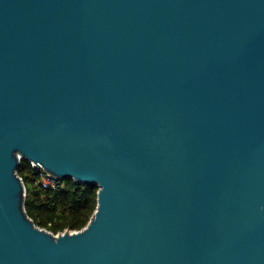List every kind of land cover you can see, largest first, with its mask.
<instances>
[{"label": "water", "instance_id": "water-1", "mask_svg": "<svg viewBox=\"0 0 264 264\" xmlns=\"http://www.w3.org/2000/svg\"><path fill=\"white\" fill-rule=\"evenodd\" d=\"M22 159L98 187L85 226ZM0 264H264V0H0Z\"/></svg>", "mask_w": 264, "mask_h": 264}, {"label": "trees", "instance_id": "trees-1", "mask_svg": "<svg viewBox=\"0 0 264 264\" xmlns=\"http://www.w3.org/2000/svg\"><path fill=\"white\" fill-rule=\"evenodd\" d=\"M18 173L27 188V213L37 225L54 233L82 228L96 209V185L64 178L55 188L44 187L40 181V171L26 159L21 160Z\"/></svg>", "mask_w": 264, "mask_h": 264}, {"label": "built area", "instance_id": "built-area-1", "mask_svg": "<svg viewBox=\"0 0 264 264\" xmlns=\"http://www.w3.org/2000/svg\"><path fill=\"white\" fill-rule=\"evenodd\" d=\"M31 163H32L33 167H35V165H34L35 163L33 161H31ZM38 170L40 171V174H39L40 181L44 187L55 188L59 185L60 179H58V178L52 176L51 174H49L48 172H46L43 167H40Z\"/></svg>", "mask_w": 264, "mask_h": 264}]
</instances>
